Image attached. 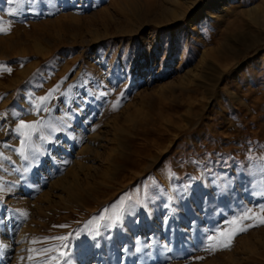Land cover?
I'll use <instances>...</instances> for the list:
<instances>
[{
    "label": "rangeland",
    "instance_id": "obj_1",
    "mask_svg": "<svg viewBox=\"0 0 264 264\" xmlns=\"http://www.w3.org/2000/svg\"><path fill=\"white\" fill-rule=\"evenodd\" d=\"M208 1L0 0V264L57 236L53 264H264V226L204 250L264 204V0ZM20 118L45 125L23 155ZM76 167L92 175L57 190Z\"/></svg>",
    "mask_w": 264,
    "mask_h": 264
},
{
    "label": "snow or ice",
    "instance_id": "obj_2",
    "mask_svg": "<svg viewBox=\"0 0 264 264\" xmlns=\"http://www.w3.org/2000/svg\"><path fill=\"white\" fill-rule=\"evenodd\" d=\"M22 2V0H21ZM14 13H9V15H13ZM0 23H3L0 21ZM10 31V27L8 28H0V33L7 34ZM4 71H7L9 74L11 73V68H5ZM57 91V89L51 90L46 96L37 98L40 102L39 104H34L32 111L39 115L41 111L47 112L49 109L46 107L48 102L51 100L53 93ZM105 95V93H102ZM115 110V106H114ZM7 116V113L3 114ZM13 116L22 117V113L13 112ZM43 127H45L43 121L38 120L33 123L25 122L22 118L19 119L15 128L12 130L13 133L20 138L21 148L17 151L23 155L24 146L26 143L32 140V137L36 135ZM44 137L41 136V139ZM3 147H8V144L5 143L2 145ZM251 152V149H249ZM0 159H7V157L3 156V153H0ZM264 159V157H261ZM4 189L0 186V192H3ZM22 215L26 218L27 213H22ZM100 220H104L105 217L101 215L99 217ZM264 226V204H256L254 206H241V210L239 213H236L232 216L231 219L227 220V222L222 227L215 228L211 234L207 235L204 242V250L214 252L217 250H230L233 245V241L235 238L242 233L248 232L251 228ZM54 227L65 228L67 225H54ZM54 241L60 242V247H46L42 249L37 248H29V256L27 259L29 261H33V264H53L54 261L58 259L67 260V255L65 252L61 251L60 248H66V241L69 239L68 236H57L51 238ZM40 242V240L33 239L31 243L36 244ZM44 242H48V238H44ZM7 246L0 245V252H3ZM53 253H58V255H51ZM36 254L37 257L41 259L34 258ZM47 256L46 259L43 257ZM23 259V257H21Z\"/></svg>",
    "mask_w": 264,
    "mask_h": 264
},
{
    "label": "bare ground",
    "instance_id": "obj_3",
    "mask_svg": "<svg viewBox=\"0 0 264 264\" xmlns=\"http://www.w3.org/2000/svg\"><path fill=\"white\" fill-rule=\"evenodd\" d=\"M221 1L222 0H210V2H213L214 4H216V6H218L219 8L221 7V6H223L225 3H221ZM185 2L187 3V7L188 8H192L193 7V5L194 6H198V4L197 3H195V0H185ZM204 2V1H203ZM209 2V1H208ZM209 2V3H210ZM225 2V1H224ZM181 3H183V4H185L184 2H181ZM212 3V4H213ZM199 5H200V3H199ZM179 6H180V4H179ZM207 6V5H206ZM205 6V7H206ZM183 7V6H182ZM204 7V8H205ZM178 8H180V7H178ZM184 8L186 9V7L184 6ZM183 8V9H184ZM190 8V9H191ZM207 8V7H206ZM219 8H217V9H219ZM182 9V8H181ZM213 10V9H212ZM182 11V10H181ZM216 11V10H215ZM221 11H222V9H221ZM178 13V12H177ZM202 13V12H201ZM175 14H176V12H175ZM174 14V15H175ZM180 14H181V12H180ZM181 15H184V14H181ZM181 15H179V16H176V17H180ZM186 16V15H185ZM192 17V16H191ZM175 18V17H174ZM193 18V17H192ZM176 19V18H175ZM194 19V18H193ZM252 21L255 23V24H257V25H261L262 26V24H264V11L263 12H260V11H258V12H256L254 15H253V18H252ZM242 35V34H241ZM229 37V36H228ZM235 37V36H234ZM232 38V37H231ZM230 39V38H229ZM233 39H235V38H233ZM244 40H245V38H243L242 36H239L238 37V35H237V40H236V42L234 43V44H237V46H234V45H232V44H230V45H228V47H224V50L222 49L221 51L222 52H224V51H226V52H228L229 53V55H230V53L232 54V57L233 58H231V59H234V58H239V57H241L242 55H244V54H246V53H248L250 50H251V48L250 47H243V48H241V49H239L238 48V46H243V43H244ZM228 41V40H227ZM232 41V40H231ZM229 42V41H228ZM230 43V42H229ZM227 44V43H226ZM227 54V53H226ZM229 55H228V57H229ZM230 58V57H229ZM237 60V59H236ZM216 71V70H215ZM217 86L218 85H216L215 87H214V90L215 89H217ZM97 159H99V158H97ZM76 166H78V163H76ZM78 167H76V168H71L67 173H66V175L64 176V177H61L59 180H57L55 183H54V187L58 190V189H62L63 190V192H70L71 193V191L72 190H74V188H75V183L74 182H76V181H78V178H79V176L81 175V176H84L83 177V179L84 178H87V177H89V176H91L92 174H90V173H82L84 170H78L77 169ZM90 171V170H89ZM99 171V170H98ZM85 172H87V170L85 171ZM93 172V171H92ZM104 172V171H103ZM102 174V173H101ZM106 174V173H105ZM108 175V174H107ZM97 176V175H96ZM100 176V175H99ZM104 177V176H103ZM107 176L105 175V178H106ZM96 178V177H95ZM99 178V177H98ZM105 178H103V179H105ZM108 178H110V176L108 175ZM111 179H113L112 177H111ZM92 180V179H91ZM97 181H99V180H97ZM106 181V180H105ZM109 183V182H108ZM76 190V189H75ZM62 192V193H63ZM56 196L57 197H63V195L60 193V194H56ZM92 196V195H91ZM87 197H88V195H87ZM94 198V197H93ZM55 199V198H54ZM91 199H92V197H91ZM96 199H97V197H96ZM51 201H53V200H51ZM96 201V200H95ZM79 202V201H78ZM77 202V203H78ZM55 204V203H54ZM82 204V203H81ZM53 206V205H52ZM84 209V208H83Z\"/></svg>",
    "mask_w": 264,
    "mask_h": 264
},
{
    "label": "built area",
    "instance_id": "obj_4",
    "mask_svg": "<svg viewBox=\"0 0 264 264\" xmlns=\"http://www.w3.org/2000/svg\"><path fill=\"white\" fill-rule=\"evenodd\" d=\"M50 165V164H49ZM49 165L47 164V165H45V167L44 168H47V167H49Z\"/></svg>",
    "mask_w": 264,
    "mask_h": 264
}]
</instances>
